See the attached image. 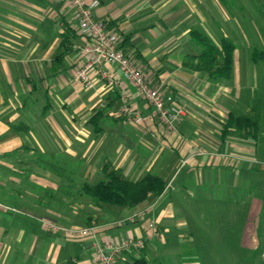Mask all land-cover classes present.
Wrapping results in <instances>:
<instances>
[{
  "label": "crops",
  "instance_id": "obj_1",
  "mask_svg": "<svg viewBox=\"0 0 264 264\" xmlns=\"http://www.w3.org/2000/svg\"><path fill=\"white\" fill-rule=\"evenodd\" d=\"M190 2L99 0L93 11L96 18L106 21L108 29L119 33V47L125 54L132 55L133 62L148 82L158 87L162 94H171L184 110L175 129L168 130L152 116V107L123 77L116 64L106 68L120 77L119 87L107 84L97 74H93L94 85L88 89L77 80L76 72L81 64L79 45L86 38L81 34L67 0H0V156L37 139L54 146V135L66 136L64 143L69 145V130L76 125L91 124L94 128L90 118L103 109L102 118L97 122L102 130L96 132L101 135L103 156L112 161L115 169L125 165L124 175H132L130 179L133 176L137 179L141 172L154 169L153 172L166 182L162 194L150 196L145 201V210L136 220L117 226H97L94 235L81 237L53 232L38 216H17L0 202V264H94L93 242L99 233L105 234L99 240L101 243L128 236L144 240L141 249L123 253L119 264L135 258H143L149 264L192 261V258L184 259L189 253L184 252L196 248L193 242L196 218L180 213L184 202L195 196L205 172L229 176V186L234 187V176L246 175L254 159L243 154L249 152L233 146V140H228V136L222 139L221 133L224 145L230 141L227 147L233 146L237 152L219 154L214 151L213 123L218 108L206 99L211 97L209 91L214 83L204 82L203 89L208 86L209 89L202 90L204 94H201L202 100L207 95L205 103L211 110L199 109L196 107L199 101L193 104L184 96L188 93L186 84L195 89L194 80L207 75L187 69L179 59L185 47L200 52V47L189 35L188 15L195 10ZM65 39L68 49L58 62L56 58L64 50ZM122 89L127 93L130 105L145 117L143 123L135 125L127 116L119 114ZM93 97L95 101H92ZM95 104H98L97 110L92 109ZM31 105L37 106V116L31 120L32 124L22 115ZM90 109L94 113L88 116ZM78 113L80 116H74ZM124 120L132 123L133 130L115 131L114 127H119ZM102 121L109 125L103 127ZM18 126L23 128L16 130ZM121 138L128 143H146V152L150 154H144L137 161L133 150L128 149L127 154H123L119 145ZM202 148L204 151L201 152ZM110 151L114 154H108ZM117 152L119 154H115ZM180 166L185 172L178 178ZM149 222L155 223L154 228ZM246 225V229L249 228V224ZM118 227H123L124 233L109 236V232ZM242 230L245 231V227ZM191 244L193 247L189 248ZM242 244L246 246L244 242Z\"/></svg>",
  "mask_w": 264,
  "mask_h": 264
},
{
  "label": "rangeland",
  "instance_id": "obj_2",
  "mask_svg": "<svg viewBox=\"0 0 264 264\" xmlns=\"http://www.w3.org/2000/svg\"><path fill=\"white\" fill-rule=\"evenodd\" d=\"M190 4L194 5L195 10L188 15V27L203 30L216 44H219L221 37L227 36L235 43L236 50L234 69L229 79L213 81L207 75L200 76L194 80L195 89L186 84L188 93L184 96L190 103L199 101V106H196L199 109L211 110L205 103L207 95L202 100L201 94L209 89V86L206 90L203 89L204 82L214 83L213 89L209 91L211 97L206 98L214 102V108H218L213 123L216 142L214 151L233 154L237 152L232 149L236 145L249 152L243 154H248L249 159L254 161L246 175L234 176V187L229 186V176H218L213 171L211 174L209 171L202 174L195 196L188 198L180 211L185 216L196 218V233L193 238L196 248L191 252L185 251L184 253L190 254H185L184 259L192 258V264H264V62L253 63L250 60L253 48L264 49V0H226V3L219 0H191ZM57 51L58 49L55 54ZM180 54V62L187 69L202 72L195 69V56L198 54L196 48L185 47ZM94 98L92 101H95ZM40 102L43 105V99ZM97 105L92 109L97 110ZM31 107L22 115L32 124L31 120L37 116V106ZM229 112L257 117L259 130L256 137L232 130L228 140H233V146L227 147V142L230 141L224 145L220 133ZM93 113L90 109L88 116ZM120 113L123 114L121 110ZM102 123L103 127L108 124ZM120 124L119 127H114L115 131L133 130V125L128 120ZM69 131V145L64 143L66 136L54 135V146L37 139L36 142L32 140L29 145L22 144L0 156V202L17 216H38L42 223L53 222L77 228L97 229V226H117L136 220L143 214L146 202L122 209L95 204L81 192L83 184H94L105 179L104 164L122 174L125 165L115 169L112 161L103 156L101 135L94 131L91 124L76 125ZM126 140L129 137L126 136ZM126 140L121 138L119 143L123 154L128 149L133 150L136 161L144 154H150L146 152V143L132 142L133 146ZM113 152L108 154H114ZM153 171L155 170L150 169V172L154 173ZM184 172L182 170L178 178ZM144 173L146 171L138 176ZM126 177L131 178L132 175ZM246 224H249L250 229H246ZM242 227H245V231ZM124 231L123 227L114 228L109 236L122 235ZM102 235L105 234H96V239L101 240ZM192 247L191 244L189 248ZM192 261L176 264H191Z\"/></svg>",
  "mask_w": 264,
  "mask_h": 264
},
{
  "label": "built area",
  "instance_id": "obj_3",
  "mask_svg": "<svg viewBox=\"0 0 264 264\" xmlns=\"http://www.w3.org/2000/svg\"><path fill=\"white\" fill-rule=\"evenodd\" d=\"M67 3L75 14L81 34L86 38L85 42L79 45L81 64L76 72L77 80L88 89L94 85L93 74H97L107 84L119 87L120 77L106 68L116 64L123 77L152 107V116L156 117L163 127L174 130L184 115V110L175 102L171 94H162L158 87L148 82L132 58L119 47L120 35L108 29L105 20L94 16L93 11L99 5V0H67ZM121 101V112L130 121L136 124L144 122L145 117L139 109L130 105L128 95L123 89ZM43 224L49 230L69 237L89 236L95 233V227L77 228L45 221ZM149 226L154 228L155 225L149 222ZM143 246L144 240L135 236L105 243L94 239V264H119V258L123 253L141 249Z\"/></svg>",
  "mask_w": 264,
  "mask_h": 264
},
{
  "label": "trees",
  "instance_id": "obj_4",
  "mask_svg": "<svg viewBox=\"0 0 264 264\" xmlns=\"http://www.w3.org/2000/svg\"><path fill=\"white\" fill-rule=\"evenodd\" d=\"M226 3V0H219ZM191 39L200 47V52L195 56V69L206 72L208 77L213 81L229 79L234 69V53L236 50L235 43L223 36L216 44L209 35L199 28H191L189 31ZM64 40V50L57 55L56 60H61L68 49ZM250 60L253 63L264 62V49L253 48L250 53ZM104 110L100 109L90 118L95 132H101V127L97 124L102 118ZM16 130L22 129L23 126L15 127ZM232 130H237L246 136L256 137L259 130L258 118L248 115H236L229 112L227 120L222 126V139L229 136ZM105 179H101L94 184L85 183L82 185L81 192L89 197L95 204L105 206L131 208L142 204L150 196H159L166 187L165 180L158 174L146 172L137 179L127 178L119 171L109 169L106 164L103 165ZM125 264H149L143 258H135Z\"/></svg>",
  "mask_w": 264,
  "mask_h": 264
}]
</instances>
